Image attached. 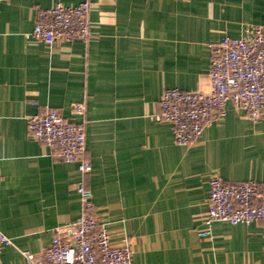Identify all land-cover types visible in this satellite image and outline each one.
I'll return each mask as SVG.
<instances>
[{
  "label": "crops",
  "instance_id": "crops-1",
  "mask_svg": "<svg viewBox=\"0 0 264 264\" xmlns=\"http://www.w3.org/2000/svg\"><path fill=\"white\" fill-rule=\"evenodd\" d=\"M82 1L0 0V232L12 241L0 264H27L79 218L80 182L111 243L131 241L132 264H264V224L198 236L213 175L264 186V121L229 103L182 147L155 119L165 90L210 91V46L264 25V0H87V42L31 36L39 10ZM46 108L84 125L89 174L29 137L28 117Z\"/></svg>",
  "mask_w": 264,
  "mask_h": 264
},
{
  "label": "built area",
  "instance_id": "built-area-1",
  "mask_svg": "<svg viewBox=\"0 0 264 264\" xmlns=\"http://www.w3.org/2000/svg\"><path fill=\"white\" fill-rule=\"evenodd\" d=\"M92 3L84 0L74 6L56 4L37 13L31 36L48 46L56 42H87L91 37ZM209 92L167 89L159 101L155 119L167 123L174 143L190 147L205 129L227 114L232 103L251 121H264V25L249 27L244 37H224L210 46ZM73 113L85 114L83 103L73 104ZM28 135L47 145L65 163H77L82 175L91 172L86 158L83 124H75L53 108L28 117ZM79 218L54 230L50 244L39 255L25 254L27 264H132L131 241L113 245L100 225L93 193L84 182L77 185ZM206 227L199 237L211 234L214 222L231 225L264 224V186L254 180L230 182L215 174L209 180ZM11 239L0 232V259Z\"/></svg>",
  "mask_w": 264,
  "mask_h": 264
}]
</instances>
